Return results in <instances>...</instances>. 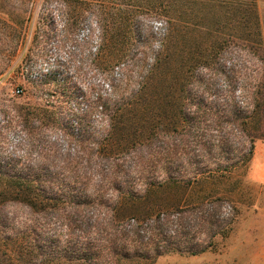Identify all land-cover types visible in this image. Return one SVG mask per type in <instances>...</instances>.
Wrapping results in <instances>:
<instances>
[{"label": "rangeland", "instance_id": "1", "mask_svg": "<svg viewBox=\"0 0 264 264\" xmlns=\"http://www.w3.org/2000/svg\"><path fill=\"white\" fill-rule=\"evenodd\" d=\"M254 17L264 50V0H0V182L50 184L67 198L39 212L6 202L0 229L29 234L28 244L35 231H117L130 241L136 225L121 216L133 207L119 205L133 193L186 229L210 216L219 233L188 239L208 245L197 255L120 264H264V65L244 69L237 45H224L254 35L243 26ZM205 44L215 46L209 63ZM180 51L192 79L171 97ZM151 222L138 227L149 254Z\"/></svg>", "mask_w": 264, "mask_h": 264}, {"label": "trees", "instance_id": "2", "mask_svg": "<svg viewBox=\"0 0 264 264\" xmlns=\"http://www.w3.org/2000/svg\"><path fill=\"white\" fill-rule=\"evenodd\" d=\"M249 11L253 14L256 13L254 3H250ZM243 26L244 28H254L255 34L240 39H228V41L224 42L226 50H229L228 48L231 46L230 43L237 45L239 53L242 54L240 57L243 58L241 64L244 69L247 65L251 64H256V66L264 65L263 38L260 30V23L254 17V20L249 19V21L244 23ZM205 47L210 49V51L204 56H201V58L205 63L212 62L211 53H213L212 49H214L215 46L213 44L209 46L205 44ZM181 51L179 55H173L172 59V61H174L175 57L176 59L179 58V65H176L175 69L181 73L179 72L180 75H178L179 78L177 79L178 87L174 88L175 90L171 94V97L175 94L180 97V95L185 92L187 81L192 79L188 69L186 70L185 68L187 67L190 70L192 68L190 67L191 63L184 57L190 53L183 52V54ZM228 52L230 53L231 51L229 50L226 53ZM98 55L99 51L93 59L94 61H98ZM157 56L158 53L155 55L154 62L148 69L144 79L148 74L154 71V66L158 60ZM119 63L120 62H117L112 66L114 67ZM228 69L232 71L233 68L229 67ZM187 91L189 92L188 89ZM95 94L97 100L102 98L99 91ZM253 96L251 97V100L255 102L257 99L258 101V93ZM167 97H169V94L163 96V108H161V112L163 113L168 112L171 108ZM195 105V109H197L195 111H198L200 104L195 103ZM178 106L179 114L183 117H187L191 111L189 110L188 105L181 101L178 102ZM205 109L210 110L211 108L205 107ZM195 111L193 110L192 112L195 113ZM248 119H250V117L246 113L239 114L238 116V120L243 125L247 124ZM166 178L167 181L170 182L176 181L175 177L171 174H168ZM150 189H147V191ZM64 194L65 193L62 189L51 186L50 184L12 180H7L3 183L0 182V225L4 221L1 210L6 202L11 204L16 201H24L27 202L31 208L39 212L50 208L57 209L60 205H63L67 202V198ZM143 197L144 196H138L133 193H127L123 198V204L119 205V207L121 205L122 207H133L132 211L134 213L132 215H129L128 217L124 215L121 216L122 219H131L136 225L134 231H132L134 238L130 239V241L127 239L125 232L117 233V231L109 234L98 230H83L80 233H77L75 237L71 231L65 233L64 237L61 236V233L48 236L44 231H35L30 232V235H34L30 238L33 243L28 244L26 243V237H28L29 234L26 235L25 232L14 231L7 233L6 230L0 229V264H120V261L127 260H136L137 262L148 261L153 257H158L170 251H186L191 255H197L204 252L208 248V245L202 246L201 244L203 243V240L198 244L190 243L188 239L195 241L193 239L199 235L198 233H206L207 236L212 239L219 233L218 229H214L217 224H215L210 216L199 218L200 221H194L193 225L189 229H186L187 225L180 222V215H173L171 218L169 212L164 214L161 209H154V207H151L146 210L145 208H142L144 207L141 204ZM156 207H159V205ZM125 212L128 213V211ZM116 217L120 218L118 215H115V218ZM176 219H178V221ZM147 220H152L150 228L151 236L148 237V240L154 245L152 254H149L146 250L144 251V249H142V241L138 233V227H141V225ZM172 222L176 225V229L172 231V234H168L167 231L169 229V224ZM164 225L166 227L163 229L162 226ZM192 227L195 234L191 233ZM102 233L105 235H102ZM127 240L129 243H126ZM135 240L139 243H135Z\"/></svg>", "mask_w": 264, "mask_h": 264}]
</instances>
